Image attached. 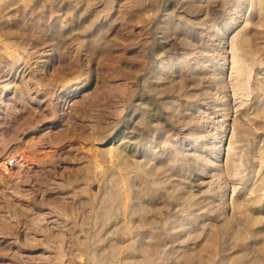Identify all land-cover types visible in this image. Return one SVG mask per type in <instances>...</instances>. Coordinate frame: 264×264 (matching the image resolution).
<instances>
[{"label": "rangeland", "instance_id": "374dc122", "mask_svg": "<svg viewBox=\"0 0 264 264\" xmlns=\"http://www.w3.org/2000/svg\"><path fill=\"white\" fill-rule=\"evenodd\" d=\"M0 264H264V0H0Z\"/></svg>", "mask_w": 264, "mask_h": 264}]
</instances>
